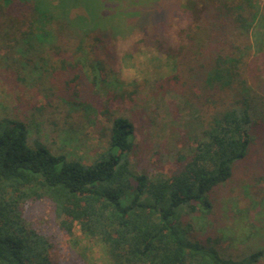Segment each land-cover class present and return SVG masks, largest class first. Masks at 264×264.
Returning <instances> with one entry per match:
<instances>
[{
    "label": "trees",
    "instance_id": "obj_1",
    "mask_svg": "<svg viewBox=\"0 0 264 264\" xmlns=\"http://www.w3.org/2000/svg\"><path fill=\"white\" fill-rule=\"evenodd\" d=\"M16 1L28 15L14 7ZM16 1L0 0V41L11 42L21 58L28 56L32 78L49 76L50 95L60 98L53 93L57 76L79 94L75 87L83 58L106 80V61L95 56L104 44L101 34H74L67 24L44 15L45 31L38 10L27 0ZM259 1L135 0L131 29L166 23L178 9L191 18L173 54L175 73L159 84L161 89L174 83L191 109L193 147L179 155L182 164L175 174L139 169L135 124L124 115L108 119L101 132L105 145L92 156L80 153L81 139L67 140L54 151L40 137L31 138L26 121L0 118V264H53L48 239L29 227L22 213L24 206L44 199L54 204L62 228L72 234L77 226L104 246L110 264L259 263L264 250L237 260L227 257L222 245L230 248L233 237L202 236L196 227L213 213L215 191L249 160L264 127V78L250 66L251 32L264 30ZM136 91L123 89L115 97L133 101ZM66 104L77 109L76 101ZM206 106L215 107L209 116L201 112ZM238 210L242 217L250 211Z\"/></svg>",
    "mask_w": 264,
    "mask_h": 264
},
{
    "label": "rangeland",
    "instance_id": "obj_2",
    "mask_svg": "<svg viewBox=\"0 0 264 264\" xmlns=\"http://www.w3.org/2000/svg\"><path fill=\"white\" fill-rule=\"evenodd\" d=\"M27 2L38 10V20L45 31L49 29L46 17H50L57 24H67L74 34L84 35L88 30L101 34L104 44L95 56L105 59L107 76L102 81L98 71L91 69V61L81 58L78 71L82 78L75 87L78 95L66 88L63 77H54L53 93L60 95V100L49 93V76L43 75L42 80L32 78V64L25 61L28 56L21 58L10 48L11 42L1 40L0 118L26 121L31 138L40 137L54 151L61 150L67 140L81 139L80 153L92 156L105 145L101 132L109 125L108 119L124 115L135 124V157L139 169L151 174H175L182 164L179 155H188L193 147L190 139L193 125L188 124L191 109L186 108L183 98L174 90V83L164 84L161 89L159 84L175 73L173 54L182 45L181 31L191 22L188 14L178 9L166 23L131 29L136 24L131 19L135 0ZM20 3L16 1L14 7L22 9L21 15H28ZM259 14L264 16V0L259 1ZM256 31L251 32L254 54L250 66L263 79L264 30ZM240 40L247 42L244 38ZM60 84L61 92L57 86ZM104 87L112 94L101 89ZM64 88L69 91L66 96ZM123 89L129 94L137 89L133 101L116 99L115 94ZM68 101H76L77 109L66 104ZM214 108L206 106L201 112L209 116ZM258 132L249 160L236 169L227 184L215 191L213 213L196 225L202 236L218 232L233 237L235 242L230 248L222 245V251L236 260L256 249L264 250V127ZM238 208L250 210L248 216L237 214ZM22 213L28 226L48 239L53 264H110L104 246L89 240L77 226L72 234L61 227L50 200L32 202L23 207ZM258 264H264V257Z\"/></svg>",
    "mask_w": 264,
    "mask_h": 264
}]
</instances>
